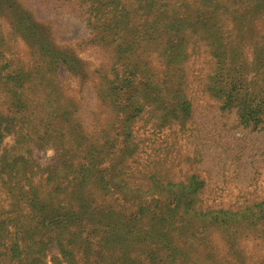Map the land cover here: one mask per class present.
<instances>
[{
  "label": "trees",
  "instance_id": "16d2710c",
  "mask_svg": "<svg viewBox=\"0 0 264 264\" xmlns=\"http://www.w3.org/2000/svg\"><path fill=\"white\" fill-rule=\"evenodd\" d=\"M41 3L80 12L89 39L59 45ZM91 83L103 109L86 120ZM232 119L264 131V0H0V264H193L212 228L249 264L264 196L217 202L204 167L208 141L227 150L207 124Z\"/></svg>",
  "mask_w": 264,
  "mask_h": 264
},
{
  "label": "rangeland",
  "instance_id": "374dc122",
  "mask_svg": "<svg viewBox=\"0 0 264 264\" xmlns=\"http://www.w3.org/2000/svg\"><path fill=\"white\" fill-rule=\"evenodd\" d=\"M20 2L26 5V0H20ZM32 11H35L37 17L52 28L59 45L76 47L89 39V30L86 28L83 18L79 16L80 12H76L74 15L70 11L60 13L61 11H54L53 6L46 3L34 6ZM169 21L171 22V20ZM3 22L5 23L3 30L8 37V42L12 45V50H16L21 57H26L27 49L19 40L11 39L10 28L7 26L6 20ZM77 50L80 57L92 68L97 67L105 60L104 54L97 48L82 45L81 49ZM97 84L91 83L83 92L85 102L82 104V116L86 120H91L93 111L103 109L95 94ZM233 123V119L231 122L229 120L230 126H225L223 129L221 125L210 126L207 124L206 127L209 129L206 136L203 137V140L206 141L212 137V141L215 142L214 135H222V140L218 143L227 147L225 152L220 147L208 150L212 147V143L208 141L210 144H206L204 141V145L206 144L204 149L209 154L204 162V167L213 183L210 188L217 191L215 196L217 202L224 201L225 204L240 201L239 196L241 195H246L245 198L264 196V131L250 133L237 128ZM11 146H13L11 137H6L1 143L3 151L11 149ZM183 148L190 149L191 146L184 145ZM53 158L54 152L51 149L35 153V159L42 168L50 165ZM222 172H224V177ZM1 176L2 174H0ZM199 236L201 237H198L195 247L189 251L193 264H239L234 250L226 244L221 231L217 228H212ZM240 248L247 258V263L264 264V247L262 248L258 241L252 237L244 238Z\"/></svg>",
  "mask_w": 264,
  "mask_h": 264
}]
</instances>
